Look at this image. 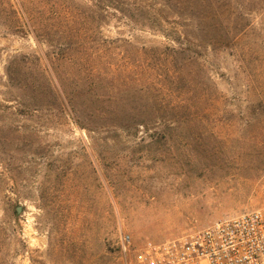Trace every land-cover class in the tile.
<instances>
[{"label": "rangeland", "instance_id": "rangeland-1", "mask_svg": "<svg viewBox=\"0 0 264 264\" xmlns=\"http://www.w3.org/2000/svg\"><path fill=\"white\" fill-rule=\"evenodd\" d=\"M58 2L79 14L75 61L16 32L20 0H0V264H135L146 239L264 208V4L229 47L173 61L188 15L172 0H127L109 19L102 2ZM107 39L141 53L106 60ZM160 107L170 122H149Z\"/></svg>", "mask_w": 264, "mask_h": 264}, {"label": "trees", "instance_id": "trees-1", "mask_svg": "<svg viewBox=\"0 0 264 264\" xmlns=\"http://www.w3.org/2000/svg\"><path fill=\"white\" fill-rule=\"evenodd\" d=\"M34 1L35 0H20L21 11H18L20 13L19 16L17 10L14 9V5H11L12 13L10 22H12L13 29L22 34H26L30 30L35 33L37 38L39 37L42 41L48 43L52 50L53 61H75L72 54L73 48L70 46V43L72 40L71 37L75 35L73 22H75V20L77 21L79 15L76 8L69 4H65V2H62L61 5L58 2L61 0H54L51 3L50 9L45 7L43 11H36L33 7ZM90 1L102 2L104 8L107 7L104 17L108 19L111 16L117 15L118 12L126 16L124 7L127 5V0ZM260 2L264 4V0L258 2H254L253 0H172L171 5H175V8L179 10L178 12L186 11L188 15L185 31L176 29L178 31H176L174 35L177 36L175 40L179 44V48L171 47V51L175 52L173 61H192V53H196V51L192 50L193 46L197 48L203 45L205 46V43H209L212 48L229 47L237 41L241 31H244L248 25L245 23L247 17H245L243 10L248 9V7L251 6L250 4L256 6L260 4ZM48 4H50V1ZM136 6L137 8L142 7L140 3ZM94 13V21L91 30L96 33L97 10H94ZM174 22L179 23L176 20H174ZM194 27L195 29H200L203 33V39L198 40L193 38L192 33L194 32ZM54 32L55 35H60L65 39H69L70 41L67 43L68 46H64V43L58 40L56 43L53 39ZM189 34H191V36ZM120 41L129 46V48L124 50V55L122 52L117 51L118 48H121V46H118V44L121 43ZM136 52L140 54L141 50H138L137 46L127 39H107L106 49L103 54L106 60L108 58L113 60L120 56V58L125 61L126 57L130 60ZM77 61L85 60L78 59ZM181 106H183V104H181ZM161 108L162 107L158 108L155 114L151 115L149 122H157V119L160 117L163 118L161 119L162 121L170 122L171 118H169V115Z\"/></svg>", "mask_w": 264, "mask_h": 264}, {"label": "built area", "instance_id": "built-area-1", "mask_svg": "<svg viewBox=\"0 0 264 264\" xmlns=\"http://www.w3.org/2000/svg\"><path fill=\"white\" fill-rule=\"evenodd\" d=\"M125 254L132 237L121 241ZM135 264H264V208L217 219L193 232L134 246Z\"/></svg>", "mask_w": 264, "mask_h": 264}]
</instances>
